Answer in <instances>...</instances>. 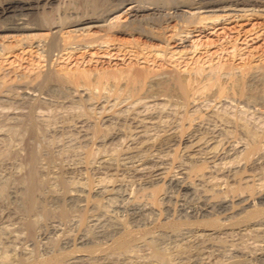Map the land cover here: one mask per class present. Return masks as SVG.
<instances>
[{
  "label": "rangeland",
  "instance_id": "374dc122",
  "mask_svg": "<svg viewBox=\"0 0 264 264\" xmlns=\"http://www.w3.org/2000/svg\"><path fill=\"white\" fill-rule=\"evenodd\" d=\"M62 1H64V3ZM59 2L57 1V5H59V4L64 5V7H63V5L61 6L63 12L67 10L69 13L70 12L74 13L75 16H84L87 13L91 14L90 10H88V6L86 5L87 0H60ZM128 6H129V4H127L122 10H120L114 14V16H117L116 14H120L121 19H119V20L121 22H127L129 20V17H128V15H126V12H125V10H126V8H128ZM149 6H151V5H149ZM183 9L187 10V11H192L188 8H183ZM196 11L201 12V15L207 16V18L202 19V20L198 19L197 21L188 22L187 24L184 23L183 28L185 31L181 32V33H177L179 30L178 26H180V25L178 24V22H179L178 19L174 18V19L170 20L168 23H165L168 26L164 29H161L160 31L161 32L163 31V33H161L159 38H155V39L147 38V36H145L143 34L136 33V32H132L131 30H129V31L112 30V31L108 32L109 35H106L104 30H102L101 28H99L96 25L90 27V29H87L83 33H80V31H78L77 34H79V35H77V34H74L73 31H71L69 33L67 32L68 31L67 29H69V30L73 29L74 28L73 26L65 27L64 30H67V31L64 33V36H67L69 34L71 35L70 37L67 38V42L69 44L68 45H62L60 47L58 46V47H56V49L55 48L52 49L53 51L49 50V49H48V51L45 50V48L46 49L48 48V46H46L45 43L47 41L49 42V40L51 39L50 37L46 38V40L40 41L39 37L35 36L34 32H32V34H31V36L33 37L32 39H25L23 37L24 34L22 32L2 31L0 33V74L5 77L4 78L5 82L7 81L8 84L5 83V84H7V85H5L7 87L3 86L4 88L2 87V89H0V122L2 121L0 123V152L2 151L3 148H6V150L7 149L8 150H12V149L14 150L16 148L17 151L20 150V152H23L22 150L24 149V146H25V139L27 138L26 137L27 134H24V132L21 130L20 126L22 124V121H24V119H25L24 113L27 110V105L31 101L30 95L28 96V93H24V92L25 91L32 92L33 88H34V91H33L34 94H37V92L39 91V90H37L39 88L37 85V82H32V84H33L32 85L30 82L25 80V78L26 79L27 78H36L38 76V74L40 73V71H45V69H48L50 67L51 68L53 67V69L58 70L59 72H61V74L65 73V74H68L71 76H72V74H78L80 71L88 72L90 74V78L96 77L101 73L102 74L106 73L108 76H110V79H109L110 82L113 80L112 77L114 75H120L121 72L124 73V75H125L129 71H137V70H143V71L150 72L151 74H160V75L161 74L166 75V74H170V73L171 74L181 73V74L185 75V74L195 73L197 71H200L203 74H207V73L213 72L212 70H218L217 67H219V66L221 67L220 71L224 72V73L225 72L227 73L230 70H234L236 73L237 72L241 73V68L247 69L248 67H252V66L253 67H264V8H260V9L257 8L255 10H251V9L250 10H240V9H236V8L223 7V8H216L214 10L202 8V9H196ZM75 12H76V14L79 13V15H76ZM57 15L58 14L56 13V16ZM116 18L117 17H115L114 19H116ZM34 20H36V19H34ZM36 32L45 33L48 31L42 30V31H36ZM73 35H77V36L73 37ZM95 36H102V38H106L108 40L106 42H103L102 38L94 40L93 37H95ZM77 41H81V42L78 43ZM43 42H45V43H43ZM44 45H45V47H44ZM239 73H237V74H239ZM122 81L124 82L125 80L123 79ZM67 84L66 85L64 84V86H65L64 87L63 85L60 86V84H58L56 82L54 84L52 83L46 89H44L42 91V93L40 94V97H41L40 103L42 104V108L39 107V109L35 113L36 119L38 120V122L41 126V129L39 130V138H38V140L40 142L39 141L38 142H39V145L41 144L40 147H41L42 151L40 150V152L42 154V157L43 158L45 157V159H47V160L50 159V157H51V159L48 160L49 163L47 162V160H45L43 158L40 160V163L43 164L42 165L43 167L41 166V168H40L41 174L46 175V172H49V174H47V176H45V175L44 176L46 178H49L50 180L52 177L51 181H54L53 178L56 175L57 168L59 170L60 169L59 167L61 165L64 166L66 164L67 167H65L66 166L65 165L64 168H67L69 170L68 173H71V174L66 173L67 175H72V176L74 175V176L78 177V179L80 178V180L83 177L82 181L85 180L86 182H88L92 177L91 181H94V185L95 184L99 185L97 180L100 177H102V176L104 177V175H106V176L108 175L110 177L109 179H111V181H112L109 183H113L114 186L117 185L118 187L115 186V188H114L115 190L113 192L105 193L106 195L103 194L102 195L103 197L100 196L102 198H99L98 203H100V201H102L100 203V205L102 204L101 206L97 203H96L97 205H95V203L92 204L93 206H91V209H92L93 213L96 212L95 214H99V212H101L102 208H104V210L102 209V212L105 210L111 209L112 207H110V206L112 204L116 205L117 200H119V201L121 200V202H122L121 203L118 201L117 202L118 205L125 206V207L130 205L131 202L132 203L141 202L140 204H142V203L144 204V203L148 202V200L150 199V191H147L149 188L147 190L144 189L145 181L152 180L153 174L157 173V172H161V171L166 172L163 174V175H165L164 178L166 177L165 178L166 183H164V185L161 184L164 187V188L162 187V189L165 191L168 190L170 192V194L172 195V197L170 199H167L168 201L166 200V203H168L167 206L168 207L170 206L167 210L168 212H166V210H165V215H167V217H168V218L166 217V219H168L167 223H166L167 225L165 224V226H164V224L161 221L156 222V220H155L152 222V224L150 223V225L146 226V227L149 226L147 229L145 228L146 230H144V228H142V231H141V229H140V231L137 230L136 235H137V233L140 234V232H141V235H139V234L137 235L140 238L139 241L141 240L140 242L138 241V244L142 242L140 244L141 247L138 248V250H137V247H139L140 245L137 244L135 246L136 251L132 250L129 252H124L126 255L123 252H120L122 254L121 255L119 253L121 255V259L124 258L122 260L120 259L119 255H117V253H115L117 255V257H115L116 255H114L112 253H107V254L101 253V256L98 255L100 257H96L95 260L93 258L94 262L95 261H98V262L94 263L92 261V259H90L87 264H89L90 262H91L90 264H96V263L97 264H103V262L105 264L107 262L109 264H111V263L114 264L115 260H116V262H118L119 260L122 262L121 263L119 261L116 264H125V263L126 264H153L155 260H156L155 263L158 262L157 264H162L163 261L168 264L171 261V257H172V261H171L172 264H188V263H190V261H191L190 264H192V262L195 260L200 261L201 264H206V262H207V264H210V263L211 264H227V263H230L229 260L233 259V258H231V255L233 256V254L237 251H238L239 255L240 254L241 255H240V257L237 256L238 260L236 259L237 262L235 261L236 262L235 264H244V263L245 264H257V263L258 264H264V262H263L264 261V252H263L264 249H262L263 248L262 246H264L263 245L264 244V233L263 232L259 235L261 239L259 238V236H253V235L251 236L250 235L251 233H247V234H241V235L237 234L238 236L236 235L235 239H233V241H232V240H230V238H228L229 236H227L225 234L223 235V233H220V234L214 233L212 235V238L207 240V239H205L206 238L205 237L206 231H205V233H202L204 231H202V230L200 231V229L195 228L193 226H192L193 228L192 229L190 228L187 232L188 234L186 237L189 240L187 238L180 239L174 235L175 234V233H173L174 231H170V229H171V226L169 225L170 221L173 222L175 220L178 221V219H180L179 220V222H180V221H184L186 219L184 217L185 214L184 213L181 214L183 212L180 209V207L182 206L181 204L183 202H185V203L189 202V203H186L187 205H192V204H194V202H195V204H197V201L199 200V198L197 196L200 195V192H199V194L197 192V191H200L199 189H196L197 193L195 194V196H190L188 194H185V192L179 190L173 184L169 183V179L171 177L175 176L176 173L179 174L178 172H180L181 169H184L185 167L188 166L189 161H191V157H192L191 155L194 154L196 149L200 148V146H198V145H193L192 147L187 146V145H189V142L187 143V141H182L181 145L177 146V143H178L177 140L179 139V136L181 133V126H180L181 115L184 113V109H185V107L183 105L181 106V103L179 104L176 100L174 101V99L172 97H169L168 95H162L160 97H154V98L153 97H141L140 98L139 96H141V95H138V96L136 95V97H134L135 99L128 97V98L121 100V99L117 98L116 95H109L106 90L102 91L103 96L97 100V99L90 97L91 92L86 86L84 87V85H79V87L77 88L76 85H74V84H71V83L70 84L67 83ZM75 88H77L78 91H80V90L81 91L78 92L77 89H75ZM52 90H55V91L53 92ZM95 91L98 92V89H96ZM18 93H19V95L20 94L21 95L20 96L16 95ZM71 94H72V96H71ZM82 96H83V98H82ZM198 96L195 100L193 99L191 101V104L189 105V109H188L189 114L198 115L199 113H205V116L202 117L203 119L200 117H197L196 120H194L192 122V126L191 125L188 126L189 121L188 120L186 121L185 124H186V126H188V128H187L188 130H186V132L188 131L186 134V139L188 137L187 135H189L188 133L195 131L196 124H203V125H201V126H203L202 132H201V129L199 131L198 130L195 131L196 134L200 133L199 134L200 136L204 135V134H209L206 136H210V135L217 136L220 133H223V132L225 133L227 131L226 129H231L233 126V122L221 121L220 117H219V115H221V114L224 115V117L227 116L230 119H234V116L236 117L235 114H237V116H240L242 118V119H240V121L242 120L241 123L246 122V120H247L248 121L247 123L250 126H253L254 129H256L262 133L264 132V110H262L260 108H259L260 109L259 110L255 106H249V104L245 100L240 99L238 95L232 96V94H231L230 96H223L220 98V100H219V98H214L211 96L209 97V95H206V94H202V95H198ZM137 97H139V98H137ZM83 99H85V101H83ZM78 101H80V102H78ZM130 101H132V102H130ZM11 104H14V105H11ZM41 109H43L44 111ZM213 111H214V113H213ZM217 111H219V112H217ZM216 113H217V115H216ZM213 114H215V115H213ZM240 117H238V118H240ZM78 118L79 119L81 118V119L79 120ZM19 123H20V125H19ZM95 123H99V132H98V136L96 139H95V137H92V135H93L92 130H93ZM17 124L19 126H17ZM205 124H207V125L205 126ZM14 126H16V127H14ZM169 126H170V128H169ZM228 126L231 128H227ZM13 127H14V131H12ZM18 127H19V129H18ZM128 127H130V128H128ZM134 127H136V129ZM190 127L191 128L193 127V128L191 129ZM211 131L213 134L210 133ZM41 132H43V133L41 134ZM15 133L17 135L18 134L19 135L17 136ZM127 134L129 137L127 136ZM14 135H16L17 137ZM113 135L115 137H113ZM111 136L113 139H109ZM157 137H159V138L162 137L161 141H164V142H161V143L157 142L159 144L156 143L154 145V147L149 148V150H148L147 147H145V146H148L150 144H154L153 141ZM168 139H169V142H168ZM92 140H94L95 142ZM42 141L44 143H42ZM104 142H106V143H104ZM175 142H176V145L174 144ZM92 143L95 146H93ZM18 144H19V146H18ZM42 144H43V146H42ZM90 144L93 146L94 149L97 150V151H95V152H97V154L95 153L94 158H92V159H94V160H92L93 163H90L88 166L87 164H84L83 158L85 155V149L88 146H91ZM6 145H7V147H6ZM82 145L85 147V149ZM170 145H172V146H170ZM11 146H12V149L10 148ZM168 146H170V148ZM13 147H15V148H13ZM194 147H195V149H194ZM99 148H100V150H99L100 152L98 151ZM175 148H177V152H175L176 151ZM220 148H221V145L219 146L218 149H220ZM154 149H155V151H154ZM161 149L163 152L161 151ZM121 151H122V153H121ZM150 151H152L153 155L147 154ZM118 152L120 154H118ZM166 152H167V154H166ZM154 153H155V155H154ZM43 154H44V156H43ZM110 154H113V156ZM164 154L166 156H164ZM75 155H76V157H75ZM120 155L121 156L123 155L122 158H118V156L121 157ZM147 155H149V157ZM160 155L162 157L164 156V158L161 159ZM8 156L7 157L5 156L4 158L0 157V160H1V162H0V167H1L0 168V185L1 186L5 185V184H3L4 182L8 183V184H6L7 187L5 186V191H2V190L0 191V193L3 192L2 194H0V236L4 235L3 237H0V248L3 247V249H1V251H0V257H1L0 258V264L6 263L7 260H8L7 263L11 262L10 258H13L14 256H16V254L20 253L21 251L28 256L30 255L33 257V256H37V254H38V255H40V257L44 255L43 258L45 256L47 258V257H49L48 256L49 252L51 254L53 249H55L53 251H56L59 249V247L61 245V243H59V241H61L62 239H71V238L76 239V236L78 237L81 234H87L86 232H88L90 230L92 231L93 227H90L91 229L87 228L89 226H92L91 221L89 222L88 219H85V223H84L83 222L84 220L81 222L82 219L79 217L77 218V216H76V218L75 217L72 218L73 220L70 219V221L68 220V221L62 222L63 224L61 222L57 223L59 225H57L58 227L56 226L55 228H54V225H52L50 223L46 224L45 221L40 220L41 223H40V221H38L39 225L37 224V231L40 228V230H39L40 233L38 231L37 234H35V236H29V238H28V235H26L24 233V232H26V229L22 227L25 224V220H26L25 218H27V215L23 211H22L23 213L20 212L23 209L21 207H18L19 199L16 195L17 191H15L17 189L16 187L19 185V183L17 182V179H18V177L20 178L21 174H23L24 167H22L23 165H22V161H21L22 159H20L21 158L20 155H18V157H15L12 155H11V157H10V155H8ZM63 156H64V158H63ZM71 156H72V158H71ZM105 156L108 158L110 157L109 158L110 160L115 159V160H113L115 163L117 161L118 162L123 161L126 165L124 163L121 166L115 164L112 166L113 168L110 169L111 165L108 166V165H106L107 163L103 162L104 160H108V158L106 159ZM146 156L149 158V160L151 159L152 161L158 160L160 158L161 160H163V162L166 163V164L162 163L163 165H161L162 167H165V168L155 172V170L153 169L154 166L153 167L152 166H146V168L142 172H138L134 163L137 164V162H139L142 159L141 158L140 160H138L140 157L145 158ZM150 156H153L154 159H153V157L150 158ZM157 156H159V157H157ZM66 157H67V159H66ZM111 157H113V158H111ZM156 157H157V159H156ZM75 159H77V160H75ZM126 159H129L130 161L126 160ZM124 160H126V162ZM50 161H51V163H50ZM72 161H73V166H72ZM78 161H79V163H78ZM96 161H98V162H96ZM99 161H101L104 165ZM187 161H188V163H187ZM19 162L21 163V166H20ZM46 163L48 165H50L49 169H51L52 171L51 170L49 171V169H46L48 166V165H46ZM81 163H83V164H81ZM183 163H185V164H183ZM14 164H15V166H14ZM69 164H71V165H69ZM44 165H46L45 168H44ZM57 165H58V167H57ZM78 165L80 167H78ZM86 165L89 169L86 168ZM150 165H152V164L150 163ZM179 165H180V167H179ZM131 166H132V168H131ZM11 167H12V169H11ZM212 167H213V169H212ZM17 168H18L19 173L17 172ZM53 168L54 169L56 168V169L54 170ZM81 168L84 170H82ZM8 169H9V171H7ZM13 169H14V171H13ZM45 169L48 171H46ZM74 169H76V171H74ZM79 169H80V171H79ZM85 169H87V170H85ZM97 169H99V170H97ZM115 169H117V170L119 169L118 170L119 172ZM214 169H215V166H211L210 168L205 167V170H204L205 177L210 176V175H214L215 173L216 174L218 173L219 176L223 175L222 171L217 172ZM216 170H218L217 167H216ZM10 171H11V174H10ZM78 172H79V174H78ZM80 172L81 173L83 172L82 174H84V175H82ZM117 173L119 176H117ZM126 173H128V174H126ZM50 174L51 175L54 174V175L50 177ZM10 176H11L12 180H10ZM85 176L88 179V181L85 178ZM115 176H117L119 178H115ZM124 176H126V177H124ZM95 177H97L98 179H96ZM131 177H133V178H131ZM123 178H125V179H123ZM143 178H145V179H143ZM106 179H108V177H106ZM188 180L192 181L193 185H195L194 180H195V183L199 182L196 176H195V179L193 176V177L188 178ZM13 181H15L16 183ZM114 181L116 182V184ZM118 181L120 182V184L118 183ZM213 181L214 182H211L210 185L214 184L215 181H217L218 183L222 182L223 183L222 188L223 189L225 188L223 178L215 179ZM140 182H141V184H140ZM103 183H105V182H103ZM101 185H103V184H101ZM119 185L120 186L123 185L122 186L123 188H121ZM129 185H130V187H129ZM1 186H0V189H1ZM195 186L197 188H198V186L201 187V185H197V184ZM9 188L11 189V191ZM12 188L13 189L15 188V189L13 190ZM119 188H120V190H119ZM7 189H8L7 192H10L11 196L9 193H6ZM121 189L123 190L124 193L122 192ZM140 190L142 193L140 192ZM121 193H122V197H124V198L120 197ZM4 194L8 195V196H5ZM147 194L149 195V197H147L148 196ZM136 195L138 197H136V199H134ZM109 196L111 199L108 198ZM117 196H119L120 198L119 197L117 198ZM128 196L130 199L132 197H134V198H132V201L129 198L127 199ZM145 196L147 197V199ZM12 198H14V199H12ZM107 198L109 201H107ZM187 198L190 199V201H188ZM192 198H194V199H192ZM8 199H10V200H8ZM16 199H18V200H16ZM257 199L258 198H256V200ZM15 200L18 203V205H16L17 203L15 202ZM105 200L108 203L111 202V200H112L113 203L108 204ZM136 200H139V201H136ZM105 203H107V204H105ZM148 204H149V202H148ZM173 204H175V205H173ZM15 205L17 207H14ZM106 205H107V207L109 206L108 208L106 207L107 209L105 208ZM98 207H100V209ZM16 208H18V209H16ZM97 210H100V211L97 212ZM92 211L89 212V215L93 214ZM121 213H123V214H121ZM118 214L122 215V217L125 216L124 218H126L128 212L125 213V210H121L118 212ZM171 214H172V216H171ZM148 215H150L148 217L152 216V214H148ZM179 215H181V216H179ZM128 216H129V214H128ZM152 217H154V216H152ZM173 217L175 219L170 220V218L172 219ZM178 217H183V218H178ZM166 219H162V221H164ZM10 220L12 222H10ZM74 221H75V224H74ZM79 221L82 223V225H84V227L85 226L86 227L84 228L82 225H79V227H78V224H81ZM21 222H22V226L20 224L21 227L19 226L20 228H18L17 225H19V223H21ZM71 222H73L74 225H72ZM87 222H88V224H86ZM68 223L70 226L68 225ZM4 224L7 225V227H5ZM153 224H154V226H152ZM45 225H46V227H45ZM62 225L63 226L67 225L68 227H66V226L63 227ZM41 226L42 227L44 226V227L42 228ZM48 226H49L48 229H50V230L46 231ZM61 226L68 233H66L64 231V234H63L62 233L63 229ZM16 227L18 230L16 229ZM159 227H161V228H159ZM56 228H59V229L61 228V229L57 230ZM77 228L79 229V231L80 230H82V231L79 232ZM5 229H6V231H5ZM10 229H12V230H10ZM13 229H15V230H13ZM20 229H22V231H20ZM42 229H43V232H42ZM55 229H56V231H55ZM149 229H150V231L152 230L151 232L153 233V235L151 234ZM143 230H144V233L146 231V234H147V235L145 234L146 236H143L144 238L142 237V235H144ZM154 230H156V232L158 234ZM157 230L159 232L162 230L163 232L161 231L162 233L161 232L159 233ZM171 230H173V229H171ZM14 231H16L18 233H13ZM59 231L62 234L59 235ZM83 231L84 232L86 231V232L83 233ZM147 231H149V233ZM189 231H191V232L189 233ZM90 232H88V233H90ZM168 232L169 233L171 232V233L169 234ZM195 232L198 235H196ZM197 232H199V233H197ZM9 233H10V235L15 234L14 236H16V234L20 233V235H18L19 237L18 236L16 237V240H15L16 243L15 242L14 243L18 245V243L21 242L20 245H24V247L19 245L20 249H18V246H16L14 243H13L14 244V246H13V244L11 242H8L6 239H3V238H8L10 236ZM49 233H51V234H49ZM70 233L72 235H70ZM76 233H78V234L75 236ZM155 233H156V235H155L156 237H154ZM200 233H201V235H200ZM21 234L22 235L24 234L23 236L25 238H23V236L21 237ZM55 234H57L59 240L57 238H55V236H56ZM161 234L165 237L163 238V236H161ZM5 235H7V236H5ZM66 235H68L70 237L68 238V236H66ZM244 235H246L245 238H244ZM36 236H38L39 238H37ZM40 236H42V237H40ZM190 236L192 238L193 237L195 238L197 236L198 237L193 240V239H191ZM241 236L244 239H242ZM34 237H35V239H33ZM149 237H151L152 239H150ZM171 237L174 239H172ZM220 237H222L223 240L226 238L224 240V242H222L223 240H221ZM246 237H247V240H246ZM253 237H255L256 239ZM1 238H2V241H1ZM43 238H44L45 242H44V240L42 241ZM60 238H61V240H60ZM145 238L146 239L148 238L150 241L153 240L154 242H152V243L147 242L149 240H147L145 242L143 240ZM198 238H199V240H197V242H198L197 243L196 239H198ZM252 238L254 239L253 241H255V240H257V241L253 242ZM257 238L260 240H258ZM24 239L28 240L29 242L24 240ZM30 239H32L33 241H30ZM38 239L41 240L38 243L40 245H42V247L44 244L47 246L46 247L44 245V247H45V248L43 247L44 250H42V247L36 242V241H38ZM241 239H242V241H239ZM3 240L5 242H7L6 244L11 243L10 246L9 245L7 246ZM34 240H35V242H34ZM179 240L180 241L182 240V243L181 242L179 243ZM210 240L213 243H216V245H212L213 243ZM220 240H221V242H220ZM226 240H228L231 244L234 243L233 244L234 246H235V242H237L236 244H239V245L241 244L240 245L241 247L239 245H236V247L238 246L237 249L233 248L234 246L233 245L231 246L228 243V241L226 242ZM23 241H25V242H23ZM54 241H56L57 245L54 244L55 243ZM162 241H164V242H162ZM176 241H177V243H175ZM185 241L186 242L188 241V242L185 243ZM204 241L206 242V244ZM251 241H252V243H251ZM30 242H31L32 248H28V246L30 247V245H29ZM46 242H48L49 245H47ZM155 242L159 243L160 247L162 246L161 247L162 249H160V251L165 250L166 252H169L168 254H170V252L173 250L171 253V256L166 255L167 256L166 259H164L162 262H161V260L159 261V259L153 253V251L155 249L153 248L152 245ZM189 242L193 243V244H191V246L193 245L192 247L191 246L189 247L186 245V244L190 245ZM199 242L201 244L204 242L203 243L204 246H203V244L200 245ZM51 243H53V244H51ZM147 243L148 244L150 243L151 245L147 246L148 245ZM157 243L155 245H157ZM256 243H257V245H256ZM2 244H3V246H2ZM227 244H229V245H227ZM26 245H28V246L26 247ZM34 245H36V246H34ZM51 245H53V246H51ZM54 245L56 248L54 247ZM173 245L176 247H174ZM206 245L208 246V248L204 249L207 247ZM246 245H247V247H246ZM258 245H260V246H258ZM15 246H16L15 250L17 252L14 250ZM199 246H201L202 248ZM228 246H230V247H228ZM4 247H6V248L10 247L11 249L8 248L9 251H7L6 249H4ZM142 247L145 249H143ZM146 247H148V248H146ZM154 247L159 248L158 245L154 246ZM185 247H186V250H185ZM196 247L198 249L200 248V250H198ZM231 247L234 250L230 249ZM12 248H13V250H12ZM151 248H153L154 250ZM170 248H172V250ZM176 248L177 249L180 248L179 251L182 253V255ZM187 248L189 249V251ZM238 248H239V250H238ZM241 248H244V249L241 250ZM23 249L26 251L24 252ZM28 249H30L31 251H29ZM39 249H40V251H38L39 253L37 251H34V250H39ZM201 249H203L204 252ZM41 250L45 251V252H43V254H42ZM142 250H144V253L146 255L144 253H142ZM190 250L192 251V255H194L195 258L191 255ZM194 250H197L198 252H196ZM231 250H233L232 251V252H234L233 254H232ZM13 251H14V255H11V254H13ZM32 251H34L33 255H31ZM137 251H140V253ZM165 251H163V252H165ZM186 251H188L187 253H189V254H187ZM222 251H224V252H222ZM228 251L230 252L231 255L228 254L229 253ZM243 251H245V252H243ZM2 252H5L4 255ZM10 252H12V253L10 254ZM175 252H178V253H175ZM193 252H194V254H193ZM210 252H211V255H209ZM29 253H31V254H29ZM45 253H48V254L46 255ZM127 253H129L130 255L128 256ZM223 253L225 256H223ZM108 254L111 258L106 257V256H108ZM136 254H138V255L141 254L142 257L140 258V256H139V258L142 259L143 261L138 259V255H136ZM201 254L203 256H201ZM205 254H206V256H205ZM218 254H220V255H218ZM147 255H150L149 260H148ZM176 255H178V256H176ZM215 255H218V256H215ZM228 255H229V259L225 258V257H228ZM3 256L4 257L7 256V257L3 258ZM112 256H113L114 260H113ZM127 256H128V258H126ZM133 256H134V258H133ZM143 256L145 259H143ZM210 256H211V258H210ZM101 257H103V258H101ZM135 257H136V259H135ZM151 257H153V258L155 257V258L153 259ZM169 257H170V259H169ZM243 257H244V260H241V259H243ZM14 258H13V260H14ZM106 258H107V260H106ZM250 258H252V259H250ZM1 259H4L3 263L1 262L2 261ZM5 259H7V260H5ZM100 259H102L101 261H103L104 259L106 261L101 262ZM137 259H138V261H137ZM202 259H203V261H205L204 263L201 262ZM128 260H129V262H128ZM187 260H189V261H187ZM250 260L252 262H249ZM261 260H263V261H261ZM140 261H142V262H140ZM224 261H226V262H224ZM65 262H62V263L65 264ZM68 262H71V261L67 260V262H66L67 264L72 263V262L71 263H68ZM145 262H148V263H145ZM150 262H152V263H150ZM185 262H187V263H185ZM74 263L81 264L78 262H74ZM74 263H72V264H74Z\"/></svg>",
  "mask_w": 264,
  "mask_h": 264
},
{
  "label": "bare ground",
  "instance_id": "6f19581e",
  "mask_svg": "<svg viewBox=\"0 0 264 264\" xmlns=\"http://www.w3.org/2000/svg\"><path fill=\"white\" fill-rule=\"evenodd\" d=\"M57 1L59 2L60 0H0V33L2 31H18V32H22L24 34L23 37L25 39H32L33 37L31 36V34H32V32H34L35 36L39 37L40 41L46 40V38L50 37L51 39L49 40V42L48 41L46 43L43 42V43H45L46 46H48L47 49L45 48V50L48 51V49L52 50L54 48L56 49V47H58V46L60 47L62 45H68L69 44L67 42V38L70 37L71 35L69 34L67 36H64V33L67 30H68L67 31L68 33L71 31H73L74 34H77L78 31H80V33H83L87 29H90V27L96 25L99 28H101L102 30H104L106 35H109L108 32H110L112 30H118V31H129V30H131L132 32L143 34V35L147 36V38L155 39V38H159L161 33H163V31L161 32L160 30L164 29L168 26L165 23H168L170 20H172L174 18L178 19V21H179L178 24L180 25V26H178L179 30L177 33H181V32L185 31L183 28L184 23L187 24L188 22L197 21L198 19L202 20V19L207 18V16H202L201 12H197L196 9H202L203 8V9L214 10L216 8L228 7V8H236V9H240V10H250V9L255 10L257 8L258 9L264 8V0H87L86 5L88 6V10H90L91 14L87 13L84 16H75L74 13H71V12L69 13L67 10L63 12L62 8H61V6L63 4L57 5ZM62 2L64 3V1H62ZM127 4H129V6H128V8H126L125 12H126V15H128V17H129V20L127 22H121L119 20V19H121L120 14H116L117 16H114V14L116 12L122 10ZM149 5H151V6H149ZM63 7H64V5H63ZM183 8H188L192 11H187V10H184ZM56 13L58 14L57 16H56ZM75 14H76V12H75ZM76 15H79V13ZM115 17H117V18L114 19ZM34 19H36V20H34ZM69 26H73L74 28L70 29V30L69 29L64 30L65 27H69ZM42 30H47L48 32H45V33L36 32V31H42ZM77 35H79V34H77ZM77 35H73V37H75ZM102 36H95L93 38H94V40L101 39ZM107 40L108 39H106V38H102L103 42H106ZM77 42L80 43L81 41H77ZM45 45H44V47H45ZM217 68H218V70H212L213 72H210L207 74H203L200 71H197L195 73H190V74H185V75L181 74V73H174V74L170 73V74H166V75L165 74L164 75H162V74L161 75L160 74H151L150 72L143 71V70L129 71L125 75H124V73L121 72L120 75H114L112 77L113 80L110 82V80H109L110 76H108L106 73H103V74L101 73L96 77L90 78V74L88 72L80 71L78 74H72V76H71V75H68L65 73L61 74V72H59L58 70H55V69H53V67L52 68L50 67L48 69H45V71H40V73L38 74V76L36 78H27V79L25 78V80H27L31 84H32V82H37V85L39 87L37 90H39L38 91L39 93L37 92V94H34V92H33L34 88H33L32 92H27V91L24 92V93H28V96L30 95L31 101L29 100L30 103L27 105V110L24 113L25 119H24V121H22V124L20 126V128L24 132V134H27L26 135L27 138L25 137L26 138L25 139V146H24V149L22 150L23 152H20V150L17 151L15 148L16 146L14 144H13L15 146V147H13V148H15L14 150L12 149V146H11L10 148L12 150H8V149L6 150V148H3L4 150L2 149V151L0 152L1 158L2 157L4 158L5 156L7 157L8 155H10V157H11V155L15 156V157H18V155H20L21 156L20 159H22L21 160L22 165H23L22 167H24V169H23L24 172L22 171L23 174H21L20 178L18 177V179H17V182L19 183V185L16 188L18 190L17 189L15 190V191H17L16 195L19 199V202H18L19 205L16 202V200H18V199H16L15 202L17 203L16 205H18V207H21L23 209V210H21V211L19 210V211L20 212L23 211L24 213H26L27 218H25L26 220H25L24 226H22V222L19 223V225H17V224L16 225L18 228H20L22 226L23 228L26 229V232H24V233L26 235H28V238H29V236H35V234H37V232L40 230V228H39L37 231V224L39 225L38 221H40V220L45 221L46 224L50 223V224L54 225V228H55L57 225H59L57 223H60V222L62 223V222L68 221V220L70 221V219H72L74 217L76 218V216H77V218L79 217L82 219L81 222L84 220L83 222L85 223V219H88L89 222L91 221L92 226H89L87 228H90V227H93V228H92V231L90 230L91 228L89 229L91 232L87 230L90 233L85 231L87 234H81L78 237L76 236L78 233H76L75 234L76 239L71 238V239H62L61 240V238H60L61 241H59V243H61V245H60V247L58 246L59 249L56 251H53V250H55V249H53L51 254L49 252V255H48L49 257H47V258H46V256L43 258L44 255L41 256L42 257L41 258L40 255H38V254H37V256H33V257L29 255L30 256L29 257L28 255L24 254L20 250L22 253L20 252V253L16 254V256H14L15 258L13 257L14 260H13V258H10L11 262L7 263L8 258L5 259V260H7L6 263H3L4 259H1L2 260L1 262L3 264H61L62 262H65V261L67 262V260H68V261H71L72 263L78 262L81 264H87L90 259H92V261H93V258L95 260L96 257H100L101 253H106V254L112 253L114 255H116L115 253H117V255H119V257L121 259L122 254L120 252L124 253V252H129L132 250L136 251L135 246L138 244V241L140 239L139 236H137L139 233H137V235H136L137 230L140 231V229H141V231H142V228H144V230H146L149 227V226L148 227H146V226L150 225V223L152 224V222L155 220H156V222L161 221L165 226V224L167 223V220H168V219H166L167 215H165V210H166V212H168L167 210L170 206L169 207L167 206L168 203H166V200L170 199L172 197V195L170 194V192L168 190L165 191L162 189L163 186L161 184L164 185V183H166V180H165L166 177L164 178L165 175H163L166 172L165 171L157 172L158 170L165 168V167L161 166V165H163L162 163H165V162H163V160H161L164 158V156H166L165 154L163 157L160 155L161 159L159 158L158 160H153V161L151 159L149 160V158H148L149 155H147L148 157L146 156L145 158L140 157L139 159L138 158L137 159L138 160H140L141 158L142 159L139 162H137V164L134 163L138 172H142L146 168V166H152V167L154 166L153 169L155 170V172H157V173L153 174L152 180L145 181L144 189L147 190L149 188L147 191H150V199H149L150 201L148 200L149 204H148V202H146L147 204L146 203L140 204L141 202L132 203L131 201H132V198H134V197L131 196L132 198L130 199L128 196L127 199L129 198L131 200L130 201L131 204L129 203L130 205L125 207V206L118 205L117 202L119 200H117L115 198L117 200V202L115 201L116 205L112 204L114 207L111 205L110 206V207H112L111 209L105 210L103 212H102V209L104 210V208H102L101 209L102 213L99 212V214H95L96 213L95 211H94L95 213H93V211L91 209V206H93L92 204L95 203V205H97V204L100 205V203L102 201H100V203H98L99 198H102L103 197L102 195L105 193L113 192L115 190L114 189L115 186H117V185L114 186L113 183H109L112 181H111V179H109L110 177L108 175L107 176L104 175V177L102 176L99 179L97 177H95L96 179H98L97 181H98L99 185L98 184L94 185V181H91L92 177L88 181V179L85 176V178L88 181V182H86L85 180L82 181L83 177L80 180V178L78 179V177H76L74 175L73 176L67 175L66 173H68L69 170L67 168H64V166L66 164L64 166H62L60 164L61 166L59 167L60 168L59 170L57 168L56 175L53 178L54 181H51L52 180L51 176H53L54 174L53 175H51L52 173L50 174L51 180L49 178L45 177V176H47V174H49V172H46V175L44 174L45 176L41 174L40 168L43 164L40 163V160L43 157H42V154L40 152V150L42 151V149L40 147L41 144L39 145L40 141L38 140L39 130L41 129V126H40L38 120L36 119L35 113L39 109V107L42 108V104L40 103V101H41L40 100L41 99L40 94L50 84H52V83L54 84L55 82L60 84V86L61 85L64 86V84L66 85L67 83H69V84L71 83V84L76 85L77 88L79 87V85H84V87L86 86L90 90V92H91L90 97L97 99V100L103 96L102 91L106 90L109 95H116V97L121 99V100L128 98V97L135 99L134 97H136V95L137 96L141 95V96H139L140 98L141 97H153L154 98V97H160L162 95H168L169 97H172L174 99V101L176 100L179 104L181 103V106L183 105L185 107V109H184V113L182 112L183 114L181 115V120L179 119L180 123H181L180 124L181 133H180L179 139L177 140L178 141L177 146L181 145L182 141H187V143L189 142V145H187V146L192 147L193 145H198V146H200V148L196 149L194 154L191 155L192 156L191 161H189V163L187 161L188 166L185 167L184 169H181L180 172L177 171L179 174L176 173L175 176L171 177L169 179V183L173 184L179 190L185 192V194H188L190 196H195V194L197 192H198V194L200 192V195L197 196L199 198V200L197 201V204H195V202L192 205L186 204L189 202H186V203L183 202L181 204L182 206L180 207V209H181V211H183L181 214L184 213L185 216L184 215L183 216L186 219L184 221H180V222H179L180 219H178V221L177 220H175L173 222L170 221L171 223L169 222V225L171 226V229H173V230H171L169 228L170 231H174L173 233H175L174 235L176 237H178L180 239H184V238H187L186 236L188 234L187 233L188 230L190 228L192 229L193 227H195V228L200 229V231L201 230L204 231L202 233H205V231H206V233H205L206 238L205 239H207V240L212 238V235L214 233H218V234L223 233V235L225 234V235L229 236L228 238H230V240H232V241H233V239H235V236L237 234L241 235V234L251 233L250 234L251 236L252 235L253 236H259L262 232L264 233V134H263L264 132L262 133L256 129H254L253 126H250L247 123L248 122L247 120H246V122L241 123L242 120L240 121V119H242V118L240 116H237V114H235V113L234 114L236 115V117L233 115L234 119H230L227 116L224 117V115L221 114V115H219L221 121L233 122L232 128L229 126L227 127V128H231V129H226L227 131L225 133L222 131L223 133H220L217 136H214V135L206 136L209 134H204V135L200 136L199 135L200 133L199 134L197 133L198 134L197 135L195 133V131H197V130L199 131L201 129V132H202L203 126H201V125H203V124H196L195 131L188 133L189 135H187L188 137L186 139V134L188 132V131L186 132V130H188L187 129L188 126H190V125L192 126V122L194 120H196L197 117L202 118L203 116H205V113H199L198 115L189 114V110H188L189 105L191 104V101L193 99L195 100L197 98L198 95L206 94V95H209V97L211 96L214 98H219V100L223 96H230L231 94H232V96L238 95L239 98L245 100L249 104V106H255L258 109L260 108V109L264 110V67H253L252 66V67H248L247 69L241 68V73L237 72L239 74H237L234 70H230L229 72L224 73V72L220 71V68H221L220 66ZM4 78L5 77L0 74V89H2L3 86L7 87L5 85H7L8 83H7V81L5 82ZM123 79L125 80L124 82L122 81ZM5 83H7V84H5ZM77 88H75V89H77ZM96 89H98V92L95 91ZM52 91L54 92L55 90H52ZM77 91H78V89H77ZM80 91H78V92H80ZM16 95H19V93ZM71 96H72V94H71ZM139 97H137V98H139ZM82 98H83V96H82ZM83 101H85V99H83ZM78 102H80V101H78ZM130 102H132V101H130ZM14 104H11V105H14ZM41 110H43V109H41ZM217 112H219V111H217ZM213 113H214V111H213ZM213 115H215V114H213ZM216 115H217V113H216ZM238 117H240V118H238ZM187 120L189 121L188 126H186V124H185ZM19 125H20V123H19ZM19 125L17 124V126H19ZM206 125L207 124H205V126ZM14 127H16V126H14ZM14 127H13L12 131H14ZM128 128H130V127H128ZM134 128L136 129V127H134ZM169 128H170V126H169ZM18 129H19V127H18ZM98 132H99V123H95L93 130H92V133H93L92 137H95V139H96L98 136ZM42 133L43 132H41V134ZM210 133H212V131ZM16 135H14V136H16ZM127 136H128V134H127ZM113 137H115V136L113 135ZM109 139H113L112 136ZM161 140H162V137H160V138L157 137L153 141L154 144H150V145L145 146V147H147V149L149 150V148L154 147V145L157 142H160V143L164 142ZM92 141H94V140H92ZM168 142H169V139H168ZM176 142L174 143L175 145H176ZM42 143H44V142L42 141ZM93 143H92V145H93ZM104 143H106V142H104ZM157 144H159V143H157ZM220 145H221L220 149L221 150L223 149L222 151L220 149H218ZM18 146H19V144H18ZM42 146H43V144H42ZM91 146H88V147L86 146L87 147L86 149L83 146L85 149V155H84V158L83 157L82 158L84 159V164H87L88 166L90 163H93L92 160H94V159H92V158H94L95 153L97 154V152H95L97 150L93 148V146H95V145H93L92 147ZM170 146H172V145H170ZM170 146H168V147L170 148ZM6 147H7V145H6ZM177 148H175L176 149L175 152H177ZM194 149H195V147H194ZM99 150H100V148L98 149V151ZM152 151H150V152L152 153ZM154 151H155V149H154ZM161 151H162V149H161ZM119 152H118V154H120ZM150 152H148L147 154L153 155V153L151 154ZM121 153H122V151H121ZM155 153H154V155H155ZM113 154H110V155L113 156ZM166 154H167V152H166ZM43 156H44V154H43ZM122 156L121 157L118 156V158H122ZM75 157H76V155H75ZM152 157L153 156H150V158H152ZM157 157H159V156H157ZM157 157H156V159H157ZM63 158H64V156H63ZM71 158H72V156H71ZM105 158L107 159L108 157L105 156ZM109 158H108V160H104L103 162L107 163L106 165H108V166L111 165L110 169L113 168L112 166L115 164L121 166L124 163L123 161L122 162L117 161L115 163L113 161L115 159H111L112 160L111 161ZM111 158H113V157H111ZM43 159H45V157ZM50 159H51V157H50ZM50 159H48V160H50ZM66 159H67V157H66ZM153 159H154V157H153ZM45 160H47V159H45ZM48 160H47V162H48ZM75 160H77V159H75ZM126 160H129V159H126ZM126 160H124V161L126 162ZM0 162H1V160H0ZM96 162H98V161H96ZM99 162H101V161H99ZM50 163H51V161H50ZM78 163H79V161H78ZM150 163L152 165H150ZM81 164H83V163H81ZM183 164H185V163H183ZM46 165H48V164L46 163ZM46 165H44V168ZM69 165H71V164H69ZM87 165H86V168H88ZM14 166H15V164H14ZM20 166H21V163H20ZM49 166L50 165H48L46 169H49ZM72 166H73V161H72ZM211 166H215L214 170L217 172L222 171L223 175L219 176L218 173L217 174L215 173L214 175H210V176L205 177V174H204L205 167L210 168ZM57 167H58V165H57ZM65 167H67V165ZM78 167H80V166L78 165ZM179 167H180V165H179ZM216 167L218 170H216ZM131 168H132V166H131ZM11 169H12V167H11ZM212 169H213V167H212ZM50 170L51 169H49V171ZM82 170H84V169H82ZM85 170H87V169H85ZM97 170H99V169H97ZM115 170H117V169H115ZM7 171H9V169ZM13 171H14V169H13ZM46 171H48V170H46ZM74 171H76V169H74ZM79 171H80V169H79ZM17 172H18V168H17ZM10 174H11V171H10ZM68 174H71V173H68ZM78 174H79V172H78ZM126 174H128V173H126ZM82 175H84V174H82ZM117 176H119L118 173H117ZM117 176H115V178H119ZM193 176H194V179L196 176L198 181H199L198 183H195V180H194V184L195 185L196 184L201 185V187L198 186V188H197L195 185H193L192 181L188 180V178L193 177ZM106 177H108V179H106ZM124 177H126V176H124ZM131 178H133V177H131ZM220 178H223V181L225 184L224 189L222 188V184H223L222 182L218 183L217 181H215L214 184L210 185L211 182H214L213 180L220 179ZM123 179H125V178H123ZM143 179H145V178H143ZM10 180H12L11 176H10ZM119 181H118V183L120 184ZM13 182H15V181H13ZM103 182H105V183H103ZM3 184H5V185H2L3 187L0 185L1 186L0 191L1 190L5 191V186L8 183L4 182ZM101 184H103V185H101ZM115 184H116V182H115ZM140 184H141V182H140ZM122 186H120V187L123 188ZM129 187H130V185H129ZM196 189H199L200 191L196 192ZM119 190H120V188H119ZM7 191H8V189L6 190V193L10 194V192H7ZM10 191H11V189H10ZM122 192H123V190H122ZM140 192H141V190H140ZM2 193H0V194H2ZM5 196H8V195H5ZM10 196H11V194H10ZM100 196H102V197H100ZM119 196H117V198ZM120 197L124 198V197H122V193H121ZM136 197H138V196L136 195L134 199H136ZM147 197H149V195ZM147 197H146V199H147ZM108 198H110V196ZM108 198H107V201H109ZM256 198H258V199L256 200ZM12 199H14V198H12ZM192 199H194V198H192ZM8 200H10V199H8ZM112 200L109 203H113ZM139 200H136V201H139ZM188 201H190V199H188ZM119 202H121V200ZM107 203H105V204H107ZM16 205L14 207H17ZM173 205H175V204H173ZM106 207H107V205L105 206V208ZM98 208L100 209V207H98ZM16 209H18V208H16ZM121 210H125V213L128 212L129 216L127 214V217L124 218L125 217L124 215H123L124 217H122V215H119L118 212ZM90 211H92L93 214L89 215ZM98 211H100V210H97V212ZM121 214H123V213H121ZM148 214H152V216H154V217H152V216L148 217V216H150ZM171 216H172V214H171ZM179 216H181V215H179ZM178 218H183V217H178ZM162 219H166V220L162 221ZM173 219H175V218L174 217L172 219L170 218V220H173ZM10 222H12V221L10 220ZM40 223H41V221H40ZM69 223H68V225H69ZM71 223H72V225H74L75 221H74V224H73V222H71ZM20 224H21V226H20ZM86 224H88V222ZM79 225H82V223L78 224V227H79ZM49 226L47 227L46 231L50 230V229H48ZM65 226L68 227L67 225H65ZM65 226H63V227H65ZM82 226L84 227V225H82ZM152 226H154V224ZM5 227H7V225H5ZM17 227H16V229H17ZM45 227H46V225H45ZM63 227H62V229H63ZM159 228H161V227H159ZM22 229H20V231H22ZM56 229L60 230L61 228L60 229L56 228ZM56 229H55V231H56ZM150 229H149V231H150ZM10 230H12V229H10ZM13 230H15V229H13ZM144 230H143L144 235H142V237L147 235L146 231L144 233ZM5 231H6V229H5ZM64 231H65V229H63V232H62L63 234H64ZM78 231H79V229H78ZM80 231H82V230H80ZM149 231H147V232L149 233ZM154 231L156 232V230H154ZM42 232H43V229H42ZM85 232L83 231V233H85ZM190 232L191 231H189V233ZM13 233H18V232L14 231ZM39 233H40V231H39ZM62 233H60V231H59V235ZM66 233H68V232H66ZM156 233L154 234V237H156L155 236ZM197 233H199V232H197ZM49 234H51V233H49ZM151 234L153 235L152 232H151ZM195 234H196V232H195ZM9 235H10V233H9ZM12 235H10L8 238H3V239H6L8 242H11L13 244L16 240V237L18 235H20V233L16 234V236H14L15 234L13 236ZM23 235L21 234V237ZM55 235L57 236V234H55ZM70 235H72V234L70 233ZM139 235H141V232ZM196 235H198V234H196ZM200 235H201V233H200ZM3 236L4 235H2L0 237H3ZM5 236H7V235H5ZM38 236H36V237L39 238ZM56 236H55V238L58 239V236L57 237ZM66 236H68V235H66ZM161 236H163V235L161 234ZM245 236L246 235H244V238H245ZM40 237H42V236H40ZM69 237L70 236H68V238ZM164 237L165 236H163V238ZM197 237H195V238H197ZM23 238H25V237L23 236ZM149 238L152 239L151 237H149ZM195 238L191 237V239H193V240ZM244 238L242 237V239H244ZM253 238H255V237H253ZM253 238H252V241L254 240ZM259 238H260V236H259ZM33 239H35V237ZM172 239H174V238H172ZM220 239L223 240L222 237H220ZM242 239L239 241H242ZM260 239H258V240H260ZM24 240H26V239H24ZM43 240H44V238L42 239V241ZM143 240L146 242L149 239L145 238ZM197 240H199V238L196 239V242H197ZM221 240H220V242H221ZM224 240L222 242H224ZM246 240H247V237H246ZM1 241H2V238H1ZM26 241H28V240H26ZM30 241H33V240L30 239ZM39 241H41V240L38 239V241H36V242L38 243ZM56 241H54L55 242L54 244H56ZM227 241L228 240H226V242ZM252 241H251V243H252ZM255 241H257V240H255ZM255 241H253V242H255ZM23 242H25V241H23ZM34 242H35V240H34ZM44 242H45V240H44ZM147 242L152 243L154 241L149 240ZM162 242H164V241H162ZM180 242L182 243V240L181 241L179 240V243ZM187 242L185 241V243H187ZM4 243L6 244L7 242L4 241ZM11 243L6 244V245L10 246ZM46 243H47V245H49L48 242H46ZM141 243H139L138 245H140ZM156 243L157 242L153 243V245H152L155 250L153 248H151V249L154 250L153 251L154 255L159 259V261L161 260V262H162L164 259H166V257L168 255L171 256V253L173 250H172V248H170L172 250L170 252V254H168L169 252H166L165 250H161L162 251L161 252L160 249H162L161 248L162 246L160 247L159 243H157L159 248L158 247L155 248L154 246H157V245H155ZM175 243H177V241ZM228 243L231 246L234 244L233 242H232L233 244H231L229 241H228ZM236 243L237 242H235V246L233 245L234 246L233 248L237 249L238 246L236 247V245H239V244H236ZM3 244H2V246H3ZM14 244H13V246H14ZM20 244H21V242L18 243V245L15 244L16 246H18V249H20L19 248ZM51 244H53V243H51ZM191 244H193V243H190V245H188V244H186V245L190 247ZM202 244L200 243V245H202ZM205 244H206V242H205ZM229 244H227V245H229ZM29 245H30V247L28 245H26V247L28 246V248H32L31 242ZM36 245H34V246H36ZM44 245H43V247H44ZM149 245H151V244L149 243L147 246H149ZM212 245H216V243H213ZM256 245H257V243H256ZM16 246L14 247V250H15ZM20 246L24 247V245H20ZM40 246L42 247V245H40ZM51 246H53V245H51ZM203 246H204V244H203ZM258 246H260V245H258ZM6 247H4V249H6L7 251H9L8 248L11 249L10 247H8V248H6ZM43 247H42V250H44ZM54 247H55V245H54ZM140 247H141V245L139 247H137V250ZM174 247H176V246H174ZM186 247H185V250H186ZM199 247H201V246H199ZM228 247H230V246H228ZM246 247H247V245H246ZM262 247L261 248L264 249V246H262ZM146 248H148V247H146ZM207 248H208V246L204 249H207ZM233 248L231 247L230 249H233ZM1 249H3V247L0 248V251H1ZM24 249H23V251L25 252L26 250H24ZM143 249H145V248H143ZM179 249H177V250L179 251ZM242 249H244V248H241V250ZM12 250H13V248H12ZM28 250L31 251L30 249H28ZM198 250H200V248ZM201 250L203 251V249H201ZM233 250H231V252ZM238 250H239V248H238ZM34 251L38 252V251H40V249L34 250ZM34 251H32V254L31 253H29V254L33 255ZM163 251H165V252H163ZM188 251H189V249H188ZM188 251H186V253ZM194 251L198 252L197 250H194ZM43 252H45V251H42V254H43ZM137 252L140 253V251H137ZM222 252H224V251H222ZM243 252H245V251H243ZM2 253L4 255L5 252H2ZM11 253L12 252H10V254ZM142 253H144V250H142ZM175 253H178V252H175ZM233 253L234 252H232V254ZM45 254L47 255L48 253H45ZM127 254H128V256L130 255L129 253H127ZM138 254H136V255H138ZM187 254H189V253H187ZM193 254H194V252H193ZM228 254H230V252ZM11 255H14V251H13V254H11ZM98 255H100V256H98ZM117 255L115 257H117ZM181 255H182V253H181ZM191 255H192V251H191ZM209 255H211V252ZM218 255H220V254H218ZM218 255H215V256H218ZM240 255H239L238 251L235 252L233 254V256L231 255V258H233V259L229 260L230 263H227V264H235L237 262L236 261V259L238 258L237 256L240 257ZM128 256L126 258H128ZM139 256H140V258L142 257L140 254V255H138V259H140ZM147 256H148V260H149L150 255H147ZM176 256H178V255H176ZM192 256L194 257V255H192ZM201 256H203V255L201 254ZM205 256H206V254H205ZM223 256H225L224 253H223ZM6 257L3 256V258H6ZM106 257H110L109 254ZM101 258H103V257H101ZM112 258H113V256H112ZM133 258H134V256H133ZM151 258H153V257H151ZM210 258H211V256H210ZM225 258L229 259V255H228V257H225ZM122 259H124V258H122ZM135 259H136V257H135ZM138 259H137V261H138ZM143 259H145L144 256H143ZM169 259H170V257H169ZM203 259L201 262L204 263L205 261H203ZM250 259H252V258H250ZM101 260L102 259H100V261ZM106 260H107V258H106ZM106 260L104 259L103 261H106ZM113 260H114V258H113ZM140 260H142V259H140ZM241 260H244V257ZM103 261H101V262H103ZM142 261H140V262H142ZM171 261H172V257H171ZM171 261L168 264H172ZM187 261H189V260H187ZM261 261H263V260H261ZM66 262H65V264H67ZM71 262H68V263H71ZM95 262H98V261H95ZM118 262H116V260H115L114 264H116ZM128 262H129V260H128ZM155 262H156V260L154 261V263ZM224 262H226V261H224ZM249 262H252V261L250 260ZM145 263H148V262H145ZM150 263H152V262H150ZM157 263H155V264H157ZM163 263L165 264L166 262L163 261ZM185 263H187V262H185ZM190 263H191V261H190ZM190 263H188V264H190ZM62 264H64V263H62ZM74 264H77V263H74ZM103 264H105V263L103 262ZM106 264H109V263L107 262ZM192 264H201V263H200V261L195 260L192 262ZM206 264H207V262H206Z\"/></svg>",
  "mask_w": 264,
  "mask_h": 264
}]
</instances>
